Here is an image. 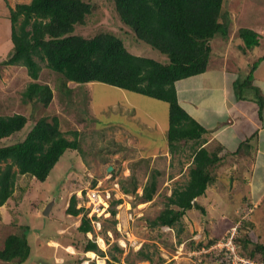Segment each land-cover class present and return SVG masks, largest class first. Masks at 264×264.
Returning a JSON list of instances; mask_svg holds the SVG:
<instances>
[{
  "label": "rangeland",
  "instance_id": "obj_1",
  "mask_svg": "<svg viewBox=\"0 0 264 264\" xmlns=\"http://www.w3.org/2000/svg\"><path fill=\"white\" fill-rule=\"evenodd\" d=\"M82 1L92 6V13L83 26L75 27V35L91 38L110 33L122 40L129 53L168 63L165 55L138 42L119 22L111 0ZM28 2L0 0V116L19 114L27 118L25 128L0 141V146L22 141L39 118L57 117L60 130L70 141L76 137L79 149L67 150L43 182L29 175L16 177L12 196L0 206V250L8 236L25 234L30 256L22 264H87L85 261L96 264H226L216 257L219 249L205 253L204 250L212 245L202 246L214 238H218L217 243L221 242L225 234L235 228V237L250 236L252 242L264 244V220L256 223L258 228H248L251 206L247 205L245 193L240 201L241 178L235 176L233 161L224 152L220 157L228 158H224V163L213 173V184L193 201L204 209V214L193 208L185 212L181 224L174 228L148 225L163 211L172 190L186 182L193 144H184L174 155L169 153L167 103L101 83L85 86L68 83L72 93L67 96L66 92L55 90L58 82L44 65L37 81L27 76L24 67L2 65L12 50L7 6L15 8L17 4ZM223 4V10L228 12V35L238 28L249 29L257 34L259 44L246 49L237 33L231 36L230 43L219 34L211 40L210 66L218 65L219 59L226 54L229 67L237 60L244 63L247 68L238 75L245 77L250 67L260 64L264 57V0H223ZM239 44L242 51L236 48ZM31 82L48 84L52 88L53 100L47 107L23 100L22 94ZM215 148L216 144L211 145L210 150ZM154 171L159 174L156 194L150 202H143L140 199L142 187ZM132 177L138 183L137 191L124 194L121 186L129 187ZM98 185L99 200L103 203L96 199L86 201L83 207L76 198V209L83 207V213L68 215L70 198L83 195ZM48 205L50 211L45 216L43 213ZM110 210L115 211L114 217ZM83 215L89 219L95 217L94 222L99 223V228L95 227L90 236L77 231ZM99 239L103 240L104 247ZM88 240L100 251L94 258L83 250ZM141 248L150 255L151 262L141 261L137 253ZM251 248L249 245L245 255L239 251L232 264H238V260L248 262L245 264H264L261 255L256 254L253 259L248 257ZM0 264L19 263L0 261Z\"/></svg>",
  "mask_w": 264,
  "mask_h": 264
},
{
  "label": "trees",
  "instance_id": "obj_2",
  "mask_svg": "<svg viewBox=\"0 0 264 264\" xmlns=\"http://www.w3.org/2000/svg\"><path fill=\"white\" fill-rule=\"evenodd\" d=\"M28 1L15 8L7 6L12 50L1 64L24 67L33 81L39 79L44 65L58 82L55 90L66 92L67 96L72 93L68 83L81 86L101 83L167 103L168 151L174 155L191 142V163L186 182L172 190L163 211L148 225L174 228L181 224L185 212L193 208L204 214V209L193 201L213 182V173L222 161L223 147L209 151L203 146L206 130L180 105L175 84L207 71L212 59L211 40L217 35L221 34L228 41V12L223 10V0H111L119 22L138 42L165 55L166 64L129 53L122 40L110 33L91 38L75 35V27L83 26L92 13L89 3L82 0ZM237 36L246 49L259 44L257 34L249 29H238ZM236 48L243 50L241 44ZM257 65L251 66L245 77H237L233 93L236 100L254 101L262 118L264 96L252 85ZM22 96L24 101L47 107L53 100V90L48 84L31 82ZM26 124L27 118L19 114L0 116V141L21 132ZM252 137L242 141L238 151L250 149ZM77 149V138L70 141L65 137L57 117L39 118L22 141L0 146V206L12 196L18 175H29L43 182L67 150ZM158 175L154 171L142 187L140 199L143 202H150L156 194ZM130 180L129 187L121 186L124 194L137 191L136 179ZM76 203L73 195L66 209L68 215L83 213L82 208L76 209ZM109 212L114 217L115 211ZM91 220L96 218L83 215L77 231L84 235L93 232ZM217 239L209 240L202 248L215 244ZM233 242L238 253L244 254L249 245L252 246L248 253L250 259L256 254L264 257V244L252 242L250 236H236ZM83 250L100 253L90 240ZM137 253L141 261L151 262L144 248ZM208 255L210 253L206 257ZM29 256L30 246L25 234L8 236L0 250V261L5 263L22 264ZM216 257L226 261L222 251Z\"/></svg>",
  "mask_w": 264,
  "mask_h": 264
},
{
  "label": "crops",
  "instance_id": "obj_3",
  "mask_svg": "<svg viewBox=\"0 0 264 264\" xmlns=\"http://www.w3.org/2000/svg\"><path fill=\"white\" fill-rule=\"evenodd\" d=\"M237 30L233 32L234 35ZM232 35H228L227 43H230ZM226 57V54L221 57L218 65L210 66L209 63L205 73L178 81L175 88L180 105L206 130L203 146L209 151L211 145L222 146L220 154L224 152L231 157L234 174L236 173L237 178H241L243 185V190L239 191L238 195L240 201L246 194L247 205L251 206L252 217L248 222V228L256 229L259 227L257 224L264 220V111L260 118L258 106L254 101L235 99L233 82L247 67L239 60L235 62L237 66L234 64L229 67ZM261 68H264V57L253 72L252 82V85L259 88L264 96V72ZM251 137V148L238 151L239 144ZM228 157H222L220 164H223L224 158ZM66 258L69 259L70 256Z\"/></svg>",
  "mask_w": 264,
  "mask_h": 264
},
{
  "label": "built area",
  "instance_id": "obj_4",
  "mask_svg": "<svg viewBox=\"0 0 264 264\" xmlns=\"http://www.w3.org/2000/svg\"><path fill=\"white\" fill-rule=\"evenodd\" d=\"M98 187H99V185L96 186L95 189L89 190L88 192H86L83 195L80 194L79 195V199H80L79 205L84 207L86 201L87 202H89V201L92 202L93 200L95 201L96 199H98V201L100 202L99 199H100L101 196L99 194V191L97 190ZM115 187L118 189V184H116ZM106 193H107V198H109V192H106ZM83 207H79V208H83ZM92 224L95 225V227L99 228V223L92 222ZM96 224H97V226H96ZM235 235H236V228L228 231V233L225 234L224 238H222L221 242H218V243L216 242L210 248H208V250H204V252L208 253V252H210L213 249H219L220 251H222L224 253V256H225L224 259L226 261H224V260L223 261L226 264H232L235 261V258L238 255L237 246L233 242V239L235 238ZM223 261H220V262H223ZM243 262H244V260L243 261H241V260L237 261L238 264H240V263L243 264ZM245 263H248V262H244V264Z\"/></svg>",
  "mask_w": 264,
  "mask_h": 264
},
{
  "label": "bare ground",
  "instance_id": "obj_5",
  "mask_svg": "<svg viewBox=\"0 0 264 264\" xmlns=\"http://www.w3.org/2000/svg\"><path fill=\"white\" fill-rule=\"evenodd\" d=\"M100 203H103V200H102V199L100 200ZM105 205H106V204H105ZM105 212H106V211H105ZM99 242H100L101 246L104 247V242H103V240H102V239H99ZM52 244H54V242H53ZM55 244H56V243H55ZM56 245H57V244H56ZM68 250H69L70 252H72V253L74 252L72 247H68ZM87 255H89L90 258H94V257L96 256L95 253H93V252H88ZM100 263H101V262H100Z\"/></svg>",
  "mask_w": 264,
  "mask_h": 264
},
{
  "label": "clouds",
  "instance_id": "obj_6",
  "mask_svg": "<svg viewBox=\"0 0 264 264\" xmlns=\"http://www.w3.org/2000/svg\"><path fill=\"white\" fill-rule=\"evenodd\" d=\"M99 184V183H98ZM84 194V193H83ZM76 198H78V204L80 203V199H79V196H76ZM91 219V218H90ZM97 220V219H96ZM96 220H91V225H92V227H93V229L95 230V225H93L92 224V222H94V221H96ZM86 235H88V236H90L91 235V232H88ZM68 254H71V253H69V252H67ZM87 253V252H86ZM72 255V254H71ZM85 262H87V264H89L90 262H88V261H85ZM84 262V263H85ZM93 262V261H92ZM96 263V262H95Z\"/></svg>",
  "mask_w": 264,
  "mask_h": 264
},
{
  "label": "water",
  "instance_id": "obj_7",
  "mask_svg": "<svg viewBox=\"0 0 264 264\" xmlns=\"http://www.w3.org/2000/svg\"><path fill=\"white\" fill-rule=\"evenodd\" d=\"M50 207H51V206H50V205H48V206H47V208H46V210L44 211V213H43V214H44L45 216H48V214H49V211H50Z\"/></svg>",
  "mask_w": 264,
  "mask_h": 264
}]
</instances>
